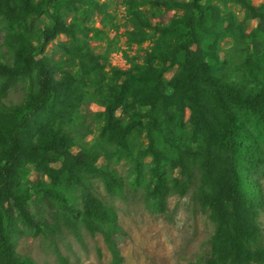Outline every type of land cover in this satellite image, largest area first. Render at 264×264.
Masks as SVG:
<instances>
[{
    "label": "rangeland",
    "instance_id": "rangeland-1",
    "mask_svg": "<svg viewBox=\"0 0 264 264\" xmlns=\"http://www.w3.org/2000/svg\"><path fill=\"white\" fill-rule=\"evenodd\" d=\"M247 1L248 7H240L232 0L202 1V5L209 6L211 14L206 21L209 32L222 38L212 50L208 47L210 38L201 34L192 52L199 54L197 64L207 63L212 57L219 67L215 77L220 83L243 95H252L264 89V78L257 73L244 80L241 73L254 66L252 59H262L264 55V0ZM51 13L64 31L48 43L38 59L43 58L53 85L61 93L68 90L78 97L89 88L97 91L96 98L89 103L87 99L64 102L55 125H52L53 119L39 122L40 128L29 134L21 148L28 155L31 149L40 146L48 152L30 156L29 163L23 156L10 170L9 188L19 195L41 187L65 193L68 173L63 158H57L55 152L60 150V144H66L64 135L68 134L69 118L86 113L90 131L84 142L71 144L68 151L74 156L86 157L93 144L103 138L105 149L96 166L108 165L129 190L125 199H111L102 183H95L96 195L114 207L118 225L124 232L118 239L122 264H206L214 224L203 210L202 200L197 199L199 195L194 194L195 187L183 196L170 190L161 213H151L145 208L142 188L154 186L156 162L168 165L167 186L173 179H180V169L170 167L174 153L193 150L206 154L207 136L185 128V134L177 137L167 121L171 102L162 99L155 107L146 106L148 101L144 96L153 86L148 80L145 86L139 83L132 91L123 92L124 85L132 80L151 79L158 74L165 87L160 94L172 95L175 90L180 98L184 97L177 46L182 37L181 28L195 13L192 0H61L54 3L52 0H0V61L15 68V53L21 46L38 48L43 32L52 25ZM39 95L34 78L12 84L0 77V127L8 116L14 118ZM235 119L240 125V137L249 138L251 129L246 116L235 112ZM106 120L111 122V128L101 137ZM183 120L185 124L192 120L186 104ZM106 155H112V159L108 160ZM0 156L4 161L10 158L7 147L4 150L0 147ZM253 178L258 176L251 174L242 179L250 182ZM259 178L264 198V175ZM134 182L143 183L137 192L132 191ZM7 206L5 203L4 207ZM53 207L52 202L48 204L38 196H33L28 204L41 226L54 224L58 219ZM8 215L9 224L16 232L15 254L32 264H111L100 234L91 236L82 226L76 229L62 226L61 232L53 236L33 235V231L24 230L17 210L8 209ZM258 223L264 248V211ZM21 231L25 234H19Z\"/></svg>",
    "mask_w": 264,
    "mask_h": 264
},
{
    "label": "trees",
    "instance_id": "trees-1",
    "mask_svg": "<svg viewBox=\"0 0 264 264\" xmlns=\"http://www.w3.org/2000/svg\"><path fill=\"white\" fill-rule=\"evenodd\" d=\"M57 1L61 0H52V3ZM202 1L204 0H192L195 13L181 28L182 37L177 46L180 54V72L184 79L181 94L184 97L180 98L175 90L172 95L160 94L165 87L161 75L158 74H154L151 79L139 77L132 80L124 85L123 92L132 91L139 83L145 86L148 80L153 86L144 96L148 101L146 106L155 107L162 99L171 102L169 107L172 111L167 118L170 128L177 137L185 134V128L201 131L207 136V152L205 154L189 150L188 153H174L170 167L179 168L181 178L173 179L170 186L166 185L165 179L168 165L156 162L153 168L156 181L154 186L145 185L142 188L140 186L143 183L134 182L131 187L133 192L143 189L142 200L145 208L151 213L163 212L170 190L183 196L195 187L194 194L199 195L197 199L202 200L201 206L208 212V218L214 224L209 243L210 256L206 264H264V248L261 245V228L258 223L260 213L264 211V198L258 184L259 177L264 175V89L252 95H243L228 84L219 82L215 77L219 67L214 64L212 57L202 65L195 62L199 59V54L193 53L192 47L197 45L201 34L210 38L208 47L212 50L222 38V35L209 32L206 21L211 14L209 6L202 5ZM232 1L240 7H248L247 0ZM49 15L52 25L43 32L38 48L21 46L15 53V68H10L0 61V77L6 78V81L12 84L34 78L40 93L34 103L20 110L14 118L8 116L0 127V147L3 150L7 147L10 153L7 161L0 156V264H32L31 261L15 254L16 232L8 219V209L12 208L17 210L22 219L24 230L33 231V235L53 236L61 232L62 226L71 229L82 226L91 236L100 234L111 256L110 263L122 264L118 239L124 232L118 225L114 207L96 195L95 183L101 182L111 199L123 200L129 190L116 178L108 165L96 166L97 159L103 154V138L93 144L86 157L74 156L68 151L71 144L84 142L90 131L86 123L88 114L76 113L69 118L68 134L64 135L66 144H60V150L55 152L57 158H63L68 173L65 193L58 194L51 188L41 187L19 195L9 188L10 170L23 156L27 160L30 156H41L48 152L46 147L40 146L38 149H31L30 155L26 154L21 145L29 134L38 130L40 123L51 119L54 120L52 125H55L61 117L58 110L64 108V102L70 104L87 99L89 103L96 98L97 91L89 88H85L78 97L68 90L61 93V89L53 85L43 58L38 59L37 56L43 54L48 43L63 30L54 14ZM252 60L254 66L242 72V77L246 80L259 73L264 78V55L262 59ZM257 67L260 69L257 70ZM185 104L191 112L192 120L188 124L183 120ZM235 112L246 116L251 129L249 138L240 137V125L236 123ZM109 128L111 122L106 120L101 137ZM61 132L63 133L62 129ZM148 139L151 140L149 135ZM130 146H134V143ZM106 158L111 160L112 155H106ZM29 162L31 159H28L27 163ZM251 174L258 178H253L254 181L250 182L242 179L243 176ZM33 196L46 200L48 204H54L53 211L58 216L54 224L41 226L35 220L28 208ZM5 203L8 208L4 207ZM76 205L80 206V209L75 210ZM24 232L19 234H25Z\"/></svg>",
    "mask_w": 264,
    "mask_h": 264
}]
</instances>
